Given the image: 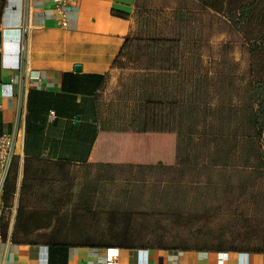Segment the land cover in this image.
<instances>
[{
	"label": "crops",
	"instance_id": "0c3cea01",
	"mask_svg": "<svg viewBox=\"0 0 264 264\" xmlns=\"http://www.w3.org/2000/svg\"><path fill=\"white\" fill-rule=\"evenodd\" d=\"M53 1L22 2L0 23V133L18 132L6 181L15 182V193L5 206L16 213L8 212L0 226L7 232L0 264H106L108 247L120 249L119 264H264L262 251L49 242L80 232L73 227L79 220L66 225L62 213L38 204L39 192L43 197L58 187L76 164L102 161L110 137L142 133L147 103H181L184 73L211 58V51L194 48L178 9H170L174 17L165 22L155 16L147 22L140 12L147 0H79L67 8L69 24L62 28ZM205 9L203 26L216 50V11ZM149 38L180 42L176 69L116 67L126 42Z\"/></svg>",
	"mask_w": 264,
	"mask_h": 264
},
{
	"label": "rangeland",
	"instance_id": "374dc122",
	"mask_svg": "<svg viewBox=\"0 0 264 264\" xmlns=\"http://www.w3.org/2000/svg\"><path fill=\"white\" fill-rule=\"evenodd\" d=\"M26 1L7 0L4 18ZM188 1L147 0L140 12L147 22L153 16L165 22L174 17L170 9H178L194 48L211 51V58L186 70L178 89L182 102L171 99L156 108L147 138L110 137L102 161L76 164L58 187L43 197L39 192L38 204L62 213L66 225L79 220L73 227L80 232H67L70 238L61 241L264 248V171L254 165L264 139H255L252 101L253 83L264 78V1H255L248 24L240 20L238 27L216 11V50L208 43L205 6ZM253 1L228 0L227 10ZM133 47L116 67L142 66L145 58ZM181 111L187 117L177 118ZM14 199L19 206V194ZM15 211L5 209L4 218Z\"/></svg>",
	"mask_w": 264,
	"mask_h": 264
},
{
	"label": "trees",
	"instance_id": "16d2710c",
	"mask_svg": "<svg viewBox=\"0 0 264 264\" xmlns=\"http://www.w3.org/2000/svg\"><path fill=\"white\" fill-rule=\"evenodd\" d=\"M201 2L205 7L210 8L211 10L217 11L219 13L224 14L225 16L227 15L230 22L233 23L235 26L238 27L240 24V20L246 24H248V19L252 15V7L254 5V2L259 1V0H254L253 2H248L245 4L240 5L237 9V11L233 10H227L228 0H197ZM264 1V0H261ZM7 3V0H1V6H0V23L3 21L4 18V10H5V4ZM261 22H264L260 18ZM264 31L260 36L261 41L264 42ZM134 45V49L137 48V52L139 55V58L144 59L142 63V68L145 69H161V70H167V69H176L179 65V44L175 39H153L149 38L146 40H133V41H128L124 45V49L121 52L119 58L116 60V65L117 61L124 56L125 52L128 51L132 46ZM264 48V46H263ZM262 49V48H259ZM263 71V70H262ZM252 101L255 104V110L253 112L254 115V125L256 126V131H255V139H257V142H260V140L264 139V78L257 80L253 83L252 86ZM164 106L162 102L159 101H151L147 103L146 105V125H145V130L142 133H135L131 135L135 141H137L140 138H147V136L153 132L154 127L152 128V124H154V116L156 113V108ZM171 110L174 109L173 105L168 104V106ZM256 155L258 161L256 162L255 169H259L261 171H264V144H258V147L256 148ZM8 180V179H7ZM15 193V182H7L3 194V199L5 200V206L10 207L13 194ZM7 236L6 229L3 230V238ZM49 242L51 243H68L61 241L60 239H54L50 240ZM73 243V242H71ZM70 243V244H71ZM82 244H91V243H98V242H93L91 240H88L86 242H79ZM102 244V243H101ZM119 246H128V247H133L135 245L129 244L126 241H122L121 243H116ZM146 246V245H142ZM155 246H162V245H155ZM165 247V246H163ZM196 248V247H192ZM207 248V247H205ZM205 248H199V249H205ZM216 249V248H212ZM225 249V250H245V251H262L264 252V248H250V247H239L235 242H232L230 246H221L218 248V250Z\"/></svg>",
	"mask_w": 264,
	"mask_h": 264
},
{
	"label": "built area",
	"instance_id": "2783aa9c",
	"mask_svg": "<svg viewBox=\"0 0 264 264\" xmlns=\"http://www.w3.org/2000/svg\"><path fill=\"white\" fill-rule=\"evenodd\" d=\"M79 0H54L53 8L58 14L57 25L65 28L69 24V15L67 14V8L72 5H76ZM22 51H25L24 46H21ZM35 77L40 80L39 74ZM18 139V132H3L0 133V226L4 219V199L3 193L6 186V181L11 169V163L16 152V143ZM4 238L2 232H0V246L3 243ZM1 250V249H0ZM120 249L118 247H108L106 250L105 263L106 264H119Z\"/></svg>",
	"mask_w": 264,
	"mask_h": 264
},
{
	"label": "water",
	"instance_id": "95a60500",
	"mask_svg": "<svg viewBox=\"0 0 264 264\" xmlns=\"http://www.w3.org/2000/svg\"><path fill=\"white\" fill-rule=\"evenodd\" d=\"M76 70L79 71V70H80V66H77V67H76Z\"/></svg>",
	"mask_w": 264,
	"mask_h": 264
}]
</instances>
